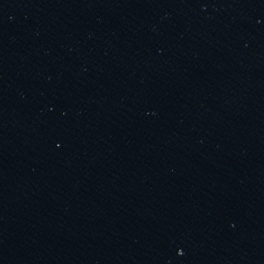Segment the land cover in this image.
I'll use <instances>...</instances> for the list:
<instances>
[{
    "label": "water",
    "instance_id": "1",
    "mask_svg": "<svg viewBox=\"0 0 264 264\" xmlns=\"http://www.w3.org/2000/svg\"><path fill=\"white\" fill-rule=\"evenodd\" d=\"M189 97L0 9V264H264V131Z\"/></svg>",
    "mask_w": 264,
    "mask_h": 264
}]
</instances>
